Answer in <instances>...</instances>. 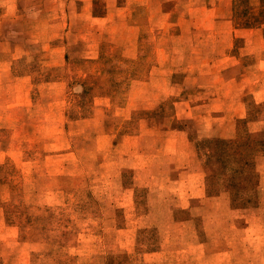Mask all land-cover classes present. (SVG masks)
Masks as SVG:
<instances>
[{"label":"rangeland","instance_id":"1","mask_svg":"<svg viewBox=\"0 0 264 264\" xmlns=\"http://www.w3.org/2000/svg\"><path fill=\"white\" fill-rule=\"evenodd\" d=\"M0 264H264V0H0Z\"/></svg>","mask_w":264,"mask_h":264}]
</instances>
